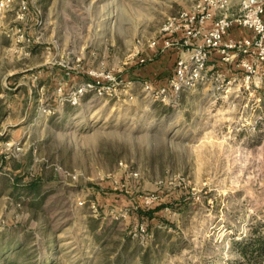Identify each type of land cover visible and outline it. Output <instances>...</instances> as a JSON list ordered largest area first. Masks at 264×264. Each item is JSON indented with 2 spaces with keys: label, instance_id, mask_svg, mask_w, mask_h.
I'll return each mask as SVG.
<instances>
[{
  "label": "rangeland",
  "instance_id": "1",
  "mask_svg": "<svg viewBox=\"0 0 264 264\" xmlns=\"http://www.w3.org/2000/svg\"><path fill=\"white\" fill-rule=\"evenodd\" d=\"M195 4L0 0V264H264L231 247L264 232V65L160 93Z\"/></svg>",
  "mask_w": 264,
  "mask_h": 264
},
{
  "label": "built area",
  "instance_id": "2",
  "mask_svg": "<svg viewBox=\"0 0 264 264\" xmlns=\"http://www.w3.org/2000/svg\"><path fill=\"white\" fill-rule=\"evenodd\" d=\"M235 27L248 30L250 35L229 37ZM161 34L149 49L160 55L166 51L178 54L161 94L180 93L209 80L208 64L214 56L225 65L240 67L249 80L257 73L256 63L264 65V0H196L192 10L167 18ZM140 62L145 63L146 58ZM90 81L72 94L74 104L84 91L100 84L96 78Z\"/></svg>",
  "mask_w": 264,
  "mask_h": 264
},
{
  "label": "trees",
  "instance_id": "3",
  "mask_svg": "<svg viewBox=\"0 0 264 264\" xmlns=\"http://www.w3.org/2000/svg\"><path fill=\"white\" fill-rule=\"evenodd\" d=\"M175 60L176 58L173 60V64ZM171 74L172 67L168 76L170 77ZM231 247L235 253L240 254L248 262L254 260L260 263L264 260V232H261L258 226H253L248 235L233 240Z\"/></svg>",
  "mask_w": 264,
  "mask_h": 264
},
{
  "label": "crops",
  "instance_id": "4",
  "mask_svg": "<svg viewBox=\"0 0 264 264\" xmlns=\"http://www.w3.org/2000/svg\"><path fill=\"white\" fill-rule=\"evenodd\" d=\"M250 35V32L246 29H243V28H233L229 37H233V38H241V37H245V36H249ZM177 53L173 52V51H166L162 57L163 59L167 60V61H171L173 62V60L177 57ZM211 62H220L219 59L217 58V56H214L211 60ZM227 65V64H226ZM229 66L231 68H233L234 64H229Z\"/></svg>",
  "mask_w": 264,
  "mask_h": 264
}]
</instances>
